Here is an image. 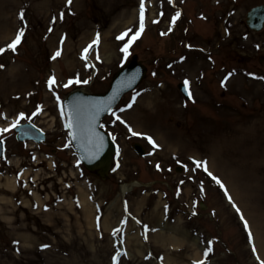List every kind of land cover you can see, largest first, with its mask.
Wrapping results in <instances>:
<instances>
[{
	"label": "rangeland",
	"instance_id": "rangeland-1",
	"mask_svg": "<svg viewBox=\"0 0 264 264\" xmlns=\"http://www.w3.org/2000/svg\"><path fill=\"white\" fill-rule=\"evenodd\" d=\"M263 2L143 0L133 39L142 0H0V264H264V29L245 25ZM132 56L147 73L103 120L117 152L100 180L71 147L62 101L105 92ZM22 123L46 141L18 143ZM135 181L154 185L123 209L120 186Z\"/></svg>",
	"mask_w": 264,
	"mask_h": 264
},
{
	"label": "water",
	"instance_id": "water-1",
	"mask_svg": "<svg viewBox=\"0 0 264 264\" xmlns=\"http://www.w3.org/2000/svg\"><path fill=\"white\" fill-rule=\"evenodd\" d=\"M246 24L254 31L262 29L264 25V4L254 7L248 12ZM145 72V67L137 62L134 57L115 74L106 93L85 94L81 91H75L64 100L67 124L70 118L74 116L76 109L79 108L80 110L79 127L76 126L75 121H73L72 128L67 127L72 133L70 139L74 149L87 170L94 172L100 178H106L108 175L115 151L114 144L109 136L99 128L100 120L115 107L123 94L134 89L140 83L145 76ZM179 88L188 98L184 87L179 85ZM98 109L100 111L97 116L96 111ZM15 131L17 132L16 138L18 141L31 140L41 143L45 139L44 134L31 124L20 125L15 128ZM134 149L140 156L144 154L140 146L135 145ZM3 152V143L0 141V157Z\"/></svg>",
	"mask_w": 264,
	"mask_h": 264
},
{
	"label": "snow or ice",
	"instance_id": "snow-or-ice-1",
	"mask_svg": "<svg viewBox=\"0 0 264 264\" xmlns=\"http://www.w3.org/2000/svg\"><path fill=\"white\" fill-rule=\"evenodd\" d=\"M72 0H68V4H71ZM179 15V13H177V16ZM20 19L23 20L24 19V14L23 12L20 13ZM176 19V17H173V21ZM140 20H141V25H140V31H138L136 33V36L133 38H138L139 35H140V32L143 30V20H144V4H143V0H142V3H141V7H140ZM51 31V29H50ZM24 35V32L23 30H20L17 32L16 34V37L15 39L11 42V44L8 45V48L11 49L12 51H15L16 50V47L20 44L21 42V39ZM118 39H123V35L121 37H118ZM95 43V42H94ZM132 43V40H129L128 44L125 45V47L122 49V51H127V48L129 47V45ZM5 51V49H0V53H3ZM88 49H85V52H87ZM60 52L57 51L54 55L53 58H56L58 56H60ZM56 83L55 79L54 78H50V80L48 81V85L49 87L51 88L54 84ZM72 83H80L79 80L77 81H69L67 84L64 85V87H68L70 84ZM83 83H87V81H83ZM187 81H185V85L187 86ZM132 105L129 104L128 107H131ZM99 109L96 111V115L98 116L99 115ZM93 119H95V117H93ZM117 119H119V117H117ZM73 121H75V124L77 127H79L80 125V110L79 108L76 109L75 111V114L72 118H70L69 120V123L66 125V127L68 128H72L73 127ZM17 125L16 124H13L12 127H16ZM100 127H103V125H100ZM3 131H8V129H4ZM129 131L132 132L133 135H139L138 133H135L134 131L131 130V128H129ZM70 135H72V133H70ZM75 138V137H74ZM149 139V143L153 144V146H155V142L152 140V138H148ZM91 142V141H90ZM98 151V149H97ZM200 164L199 162L197 163V167H199ZM159 167V166H158ZM205 170L207 171V169L205 168ZM209 175H211V173H209ZM213 179L216 180V183L217 184H220V186L223 188L224 185L219 181V179L213 177ZM226 195H227V192H226ZM229 199L231 200V198L229 197ZM234 207H236L235 205H233ZM237 211H239V209L237 208ZM241 219H243V217H241ZM245 227L247 228V223L245 222ZM118 231V230H117ZM210 243V242H209ZM44 247H47L46 245ZM211 251V248L209 247L207 249V251L205 252V255H207L208 252ZM114 261H115V257L113 258ZM194 264H203V261H200V262H194Z\"/></svg>",
	"mask_w": 264,
	"mask_h": 264
},
{
	"label": "bare ground",
	"instance_id": "bare-ground-1",
	"mask_svg": "<svg viewBox=\"0 0 264 264\" xmlns=\"http://www.w3.org/2000/svg\"><path fill=\"white\" fill-rule=\"evenodd\" d=\"M240 155H241V157H242V159H243V154H244V152H242V153H239ZM238 154V155H239ZM263 155H264V151H263ZM234 161V163H236V161L235 160H233ZM246 169V167H249V170L246 172L244 169ZM242 167H240V169H238V171L240 172V175H242V179H246V180H248L249 182H255V181H257L258 179H254L253 177H252V174H254V168L252 167V166H245V165H243ZM243 171V173H246V174H242L241 172ZM251 178V179H250ZM250 180H253V181H250ZM138 185V183H132V184H129V185H122L121 186V196L122 195H125L127 192H130L132 189H133V187H135V186H137ZM105 224V223H104ZM256 233V235H255V241L257 240V242H259L258 243V248H259V252H260V254H261V257H262V255L264 256V232H263V228H262V226H261V233H260V235L262 236V237H258V232H255ZM184 237V236H183ZM257 238V239H256ZM173 240H176V239H173ZM177 243H178V245L181 243L180 241H176ZM195 242H196V239H191V243L192 244H195ZM263 260H264V258H263Z\"/></svg>",
	"mask_w": 264,
	"mask_h": 264
}]
</instances>
